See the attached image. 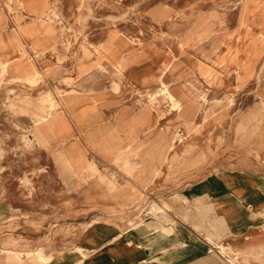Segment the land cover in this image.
<instances>
[{"label": "rangeland", "instance_id": "obj_1", "mask_svg": "<svg viewBox=\"0 0 264 264\" xmlns=\"http://www.w3.org/2000/svg\"><path fill=\"white\" fill-rule=\"evenodd\" d=\"M122 105L167 145L120 146ZM198 124L264 159V0H0V264H85L86 229L165 213L154 178L198 168L159 162Z\"/></svg>", "mask_w": 264, "mask_h": 264}, {"label": "crops", "instance_id": "obj_2", "mask_svg": "<svg viewBox=\"0 0 264 264\" xmlns=\"http://www.w3.org/2000/svg\"><path fill=\"white\" fill-rule=\"evenodd\" d=\"M130 80L135 83L131 76ZM132 110L118 107L120 122L126 118L129 122L110 128L123 134L117 136L120 143L128 141L120 146L134 143L136 133H145L143 143L149 149L161 148L162 142L151 134L152 125L140 123L147 111ZM211 128L185 126L180 131L188 137L178 146L180 152L170 147L159 162L168 170L181 153L188 165L198 168L194 176L154 178V198L169 205L165 213H152L137 226L123 216L101 220L93 231L86 229L87 243L81 244V236L75 248L86 256L85 264H230V256L237 252L240 256L261 253L264 264V159L257 160L251 148L236 141L235 148L232 143L214 147ZM257 150L264 157V146ZM205 165L208 169H202Z\"/></svg>", "mask_w": 264, "mask_h": 264}, {"label": "built area", "instance_id": "obj_3", "mask_svg": "<svg viewBox=\"0 0 264 264\" xmlns=\"http://www.w3.org/2000/svg\"><path fill=\"white\" fill-rule=\"evenodd\" d=\"M155 211H156V206L155 205H151L150 208L146 211L145 215H151ZM159 211H161V210H157L156 212H159Z\"/></svg>", "mask_w": 264, "mask_h": 264}, {"label": "bare ground", "instance_id": "obj_4", "mask_svg": "<svg viewBox=\"0 0 264 264\" xmlns=\"http://www.w3.org/2000/svg\"><path fill=\"white\" fill-rule=\"evenodd\" d=\"M162 79H163V77H162ZM41 258H44V257L41 256Z\"/></svg>", "mask_w": 264, "mask_h": 264}]
</instances>
